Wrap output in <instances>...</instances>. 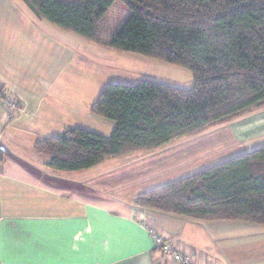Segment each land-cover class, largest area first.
Masks as SVG:
<instances>
[{
	"label": "trees",
	"instance_id": "trees-1",
	"mask_svg": "<svg viewBox=\"0 0 264 264\" xmlns=\"http://www.w3.org/2000/svg\"><path fill=\"white\" fill-rule=\"evenodd\" d=\"M22 1L38 17L79 35L184 66L194 76L188 88L151 79L107 84L90 109L115 122L110 137L71 127L35 139L34 150L53 171H83L107 158L156 150L264 108V0ZM5 155L0 147V166ZM135 202L194 220L263 225L264 146L149 190Z\"/></svg>",
	"mask_w": 264,
	"mask_h": 264
},
{
	"label": "crops",
	"instance_id": "crops-1",
	"mask_svg": "<svg viewBox=\"0 0 264 264\" xmlns=\"http://www.w3.org/2000/svg\"><path fill=\"white\" fill-rule=\"evenodd\" d=\"M11 46L3 45L0 53ZM18 67L0 55V86L22 106L8 118L0 104V147L6 152L0 166V264H174L155 247L148 224L207 264H264V248L259 250L264 224L194 220L136 204L141 194L183 177H160L158 166L162 155L185 141L107 158L83 171L51 170L33 144L38 137L56 135L21 123L29 110L48 129L83 127L105 137L112 131L96 127L94 120L103 119L80 106L71 110L75 120L63 118L41 93L45 80L39 78L42 84L31 89L14 82ZM105 125L113 130L115 122ZM21 135L32 140L22 142Z\"/></svg>",
	"mask_w": 264,
	"mask_h": 264
},
{
	"label": "rangeland",
	"instance_id": "rangeland-1",
	"mask_svg": "<svg viewBox=\"0 0 264 264\" xmlns=\"http://www.w3.org/2000/svg\"><path fill=\"white\" fill-rule=\"evenodd\" d=\"M0 40L13 45L9 49L2 48L0 55L12 65H19L20 77L14 78V82L31 89L34 84H42L39 78L45 80L44 89H40L45 101L71 121L75 120L71 110L79 106L86 110L85 113L88 110L92 113L91 105L109 83L136 84L151 79L188 88L194 80L192 71L184 66L103 45L38 17L22 0H0ZM6 44H0V48ZM31 113L29 110L20 122L38 131L47 130V135H60L64 131L56 130L57 125L54 130L48 129ZM99 118L103 121L94 122L102 125L95 126L112 131L105 124L113 121ZM10 132L9 129L7 134ZM262 132L264 108L172 140L185 143L162 155L158 166L162 170L158 174L165 178L170 175L184 177L223 159L262 147ZM242 136L244 140L240 141ZM19 139L25 143L32 140L29 135H21ZM258 251L254 252L262 253Z\"/></svg>",
	"mask_w": 264,
	"mask_h": 264
},
{
	"label": "built area",
	"instance_id": "built-area-1",
	"mask_svg": "<svg viewBox=\"0 0 264 264\" xmlns=\"http://www.w3.org/2000/svg\"><path fill=\"white\" fill-rule=\"evenodd\" d=\"M0 104L8 118H13L22 109L18 98L5 93L2 89H0ZM147 226L155 247L174 264H207L204 257H197L182 243L168 238L150 224Z\"/></svg>",
	"mask_w": 264,
	"mask_h": 264
}]
</instances>
